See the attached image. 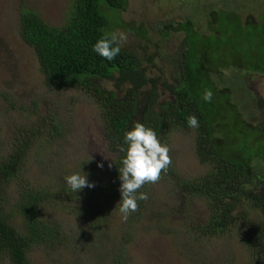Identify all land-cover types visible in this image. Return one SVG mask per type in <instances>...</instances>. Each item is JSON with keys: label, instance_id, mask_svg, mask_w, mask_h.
<instances>
[{"label": "trees", "instance_id": "16d2710c", "mask_svg": "<svg viewBox=\"0 0 264 264\" xmlns=\"http://www.w3.org/2000/svg\"><path fill=\"white\" fill-rule=\"evenodd\" d=\"M262 1L243 3V11L255 7L257 14L249 11L243 15L237 9L210 10V32L206 34L195 29L193 19L180 21L177 30L184 33L185 57L179 61L180 70L173 76V82L149 75L143 62L152 65L154 59L148 55L140 58L133 50L121 48L119 55L109 61L93 51L101 35L115 27H111L112 18L107 10H122L127 0H71L65 22L58 27L25 7L20 16V36L34 50L46 86L81 88L94 98L108 147L115 157L111 167H96L86 175L95 187L75 193L63 182L57 196L51 190L19 179L35 146L38 150L47 149L63 136L59 113L55 110L38 113L36 120L20 128L7 143L0 138V264H34L29 255L34 246L58 249L66 243L62 224L43 216L41 207L45 202L69 195L83 200L88 190L94 202H120L118 169L127 149L124 133L135 122L152 128L161 143H166L173 129L194 132L196 155L209 166L206 173L185 178L172 163L161 179L171 178L186 195L203 202L205 214L197 223H190L189 228L203 237H232L248 253L245 264H264V165L262 172L253 163L254 160L264 163V146L252 152L243 144L255 137L264 141V129L249 127L237 105L231 102V88H219L212 80V74L222 78L223 68L232 64L241 63L249 71L264 72V21L258 20L264 15ZM252 23L261 26H254V30ZM137 31L149 40L144 29ZM100 79L114 81L116 88L102 86L97 82ZM206 90L213 93L210 103L203 99ZM164 91L173 96L159 103ZM257 104L264 110V99H258ZM190 115L198 118V128L188 126ZM261 124L264 126V119ZM6 149L10 151L4 153ZM150 185L140 191L148 194ZM138 204L139 209L130 214V221L141 213L145 201ZM99 220L89 222L98 228Z\"/></svg>", "mask_w": 264, "mask_h": 264}, {"label": "rangeland", "instance_id": "374dc122", "mask_svg": "<svg viewBox=\"0 0 264 264\" xmlns=\"http://www.w3.org/2000/svg\"><path fill=\"white\" fill-rule=\"evenodd\" d=\"M70 1L0 0V138L7 143L20 128L36 120L38 113L48 110L59 113L63 136L47 149L38 150L35 146L19 179L51 190L57 196L67 175H87L98 163L108 166L115 157L108 147L94 98L81 88L49 89L34 50L20 36V16L25 7L58 27L65 22ZM127 1L122 10H107L112 18L111 27L115 25L111 32H125L128 39L122 48L133 50L140 58L150 56L154 59L152 65L143 62L149 75L169 82L180 70L184 38V33L177 30L180 21L193 19L195 29L206 34L210 32V10L237 9L243 15L249 11L257 14L255 7L247 12L242 10L245 0ZM262 16L259 21H264ZM252 25L254 30L261 26ZM138 29L145 30L148 41ZM223 69V77L212 74V80L219 88H231V102L237 105L249 127L263 130L264 110L257 101L264 99V72L249 71L241 63ZM97 82L106 88H116L112 80ZM172 96L168 91L161 92L159 103ZM140 99L144 100V96ZM194 136L191 130L173 129L163 143L171 149L176 172L189 179L205 174L209 167L196 155ZM243 144L256 152L264 141L255 137ZM253 163L263 172L262 160ZM88 194L89 190L83 200L69 195L42 205L43 216L62 224L66 243L58 249L34 246L29 252L34 264H111L116 259L120 260L117 264H245L249 259L236 239L203 237L189 228L190 223H197L205 214V207L200 199L186 195L171 178L149 186V198L141 213L132 217L133 221L130 214L126 220L122 218L118 200L97 203ZM82 212L84 215L80 216ZM95 218L100 219L98 228L89 222Z\"/></svg>", "mask_w": 264, "mask_h": 264}, {"label": "clouds", "instance_id": "9594fccd", "mask_svg": "<svg viewBox=\"0 0 264 264\" xmlns=\"http://www.w3.org/2000/svg\"><path fill=\"white\" fill-rule=\"evenodd\" d=\"M128 36L123 31L104 32L93 45V51L105 60H114L121 52L122 46L127 42ZM213 93L206 90L203 99L211 102ZM190 128H198L199 121L195 115L187 117ZM127 144L126 154L122 159L119 170L121 180L119 191L121 200L118 203L119 212L123 219H127L132 212L138 211L140 200H148V194L140 189L146 184H156L167 172L172 164L171 149L160 142L157 133L141 122H135L131 130L124 133ZM121 151H125L123 148ZM105 155V154H104ZM107 159L108 156L105 155ZM112 165L109 164V167ZM103 168V163H98ZM66 183L72 192L78 193L85 187H95L94 182H89L86 175L74 173L65 177Z\"/></svg>", "mask_w": 264, "mask_h": 264}, {"label": "flooded vegetation", "instance_id": "af4514ba", "mask_svg": "<svg viewBox=\"0 0 264 264\" xmlns=\"http://www.w3.org/2000/svg\"><path fill=\"white\" fill-rule=\"evenodd\" d=\"M167 27H169V26L167 25ZM182 57H185V53L182 54Z\"/></svg>", "mask_w": 264, "mask_h": 264}]
</instances>
